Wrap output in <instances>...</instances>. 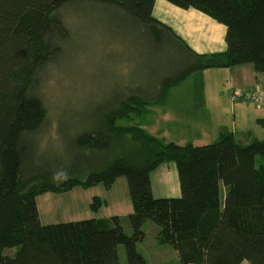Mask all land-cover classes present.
<instances>
[{
    "label": "trees",
    "instance_id": "trees-1",
    "mask_svg": "<svg viewBox=\"0 0 264 264\" xmlns=\"http://www.w3.org/2000/svg\"><path fill=\"white\" fill-rule=\"evenodd\" d=\"M156 1L0 0V264H123L121 246L128 264H152L140 249L149 222L158 244L177 253L167 264H264V139L242 144L224 130L212 144L179 145L141 122L195 72L251 64L264 73V0H167L226 26V50L205 54L154 16ZM84 2L128 18L170 65L149 89L118 92L116 106L94 110L62 152L47 155L49 108L39 86L70 38L62 11ZM164 163L177 166L176 198L154 196L151 175ZM121 178L131 214L42 223L40 195L110 190ZM104 204L96 196L92 208Z\"/></svg>",
    "mask_w": 264,
    "mask_h": 264
},
{
    "label": "rangeland",
    "instance_id": "rangeland-1",
    "mask_svg": "<svg viewBox=\"0 0 264 264\" xmlns=\"http://www.w3.org/2000/svg\"><path fill=\"white\" fill-rule=\"evenodd\" d=\"M62 15L70 38L62 55L44 70L39 86L49 108L42 140L47 155L62 152L59 148L70 144V136L84 127L94 110L101 107L106 112L116 106L114 97L118 92L126 87L149 89L150 83L161 78V69L170 65L169 58L164 61L159 53L158 57L149 50L143 33L124 16L91 2L68 5ZM234 71L239 73L240 68ZM235 72L222 69L191 74L168 92L163 103L148 108L141 119L143 128L166 143L179 145L212 144L224 130L244 128L253 129L263 139L264 125L259 119L264 118V93L257 92L255 82L251 85L250 81L234 79ZM124 123L127 122L121 121ZM151 179L156 198L181 195L175 163L162 164ZM96 196L105 203L99 211L92 208ZM38 207L44 224L111 219L133 212L125 178L118 179L110 190L101 184L88 189L77 187L67 193L42 194ZM145 230L148 235L140 249L150 263L157 264L160 261L156 258H166L154 237L157 228L149 222ZM120 252L123 264H128L124 246ZM166 253L168 258L174 256L172 250ZM154 254L156 258H151Z\"/></svg>",
    "mask_w": 264,
    "mask_h": 264
},
{
    "label": "crops",
    "instance_id": "crops-1",
    "mask_svg": "<svg viewBox=\"0 0 264 264\" xmlns=\"http://www.w3.org/2000/svg\"><path fill=\"white\" fill-rule=\"evenodd\" d=\"M154 16L160 21L170 25L180 36H182L187 43L198 53H218L226 50V26L218 23L216 20L210 16L195 10V9H182L167 0H157L154 8ZM253 66V65H252ZM240 68L239 73L235 72V69ZM227 69V68H222ZM222 69H211V70H222ZM235 72V78H238L241 82L250 81L251 85L256 83V90L258 93H264V73L258 74L255 72L254 67L250 64L242 65L231 68ZM210 71V70H209ZM241 74V76H239ZM249 79V80H248ZM236 98V97H235ZM264 119V118H260ZM259 119V120H260ZM240 129L238 131L235 129L233 131L237 140L242 144H249L254 139L263 140L253 129ZM124 216V215H121ZM100 219V218H99ZM155 237V236H154ZM157 242V241H156ZM158 244V242H157ZM160 247V252L165 255V259L161 257L156 258L157 254L150 256L151 258L159 259L160 262L157 264H167L169 262L175 261L177 259V253L168 246L158 244ZM157 245V248H158ZM172 250L174 256L171 258L167 257L166 250ZM145 254V252L143 251ZM146 256V254H145ZM148 259V256H146ZM162 260H164L162 262ZM242 264H251L249 262H244Z\"/></svg>",
    "mask_w": 264,
    "mask_h": 264
},
{
    "label": "built area",
    "instance_id": "built-area-1",
    "mask_svg": "<svg viewBox=\"0 0 264 264\" xmlns=\"http://www.w3.org/2000/svg\"><path fill=\"white\" fill-rule=\"evenodd\" d=\"M235 97V96H234Z\"/></svg>",
    "mask_w": 264,
    "mask_h": 264
}]
</instances>
